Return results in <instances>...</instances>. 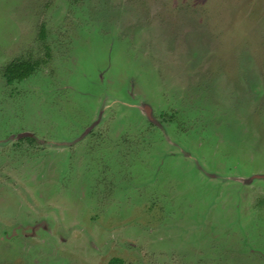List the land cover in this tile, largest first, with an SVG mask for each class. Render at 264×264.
I'll use <instances>...</instances> for the list:
<instances>
[{"label":"rangeland","instance_id":"374dc122","mask_svg":"<svg viewBox=\"0 0 264 264\" xmlns=\"http://www.w3.org/2000/svg\"><path fill=\"white\" fill-rule=\"evenodd\" d=\"M111 258L264 264V0H0V264Z\"/></svg>","mask_w":264,"mask_h":264},{"label":"trees","instance_id":"16d2710c","mask_svg":"<svg viewBox=\"0 0 264 264\" xmlns=\"http://www.w3.org/2000/svg\"><path fill=\"white\" fill-rule=\"evenodd\" d=\"M44 30L41 29L40 35L43 37ZM38 60H27L23 58H14L9 61L2 70V76L7 84H12L16 81H22L31 76L39 67ZM108 264H121L119 258H111Z\"/></svg>","mask_w":264,"mask_h":264}]
</instances>
